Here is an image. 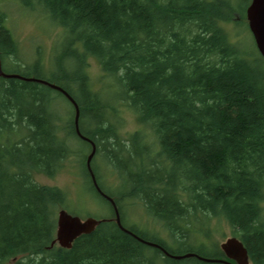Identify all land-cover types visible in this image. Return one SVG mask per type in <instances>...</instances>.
<instances>
[{"label": "trees", "instance_id": "trees-1", "mask_svg": "<svg viewBox=\"0 0 264 264\" xmlns=\"http://www.w3.org/2000/svg\"><path fill=\"white\" fill-rule=\"evenodd\" d=\"M249 2L36 0L65 34L47 76L37 60L26 67L18 63L17 44L0 11L3 72L45 80L74 100L78 131L95 145L90 167L96 182L94 162L101 154L105 166L118 172V184H128L115 194L97 182L116 204L121 225L171 255L225 259L188 245L174 250L123 225L119 199L139 201L172 242L187 238L192 218L222 217L250 263L264 264V59L241 57L221 27L234 14L245 15ZM10 56L15 71L6 65ZM86 57L99 62L137 123L151 130L152 143L141 144L147 152L134 150L143 140L139 133L121 139L107 119V105L83 70ZM57 98L70 108L65 127L90 150L76 135L74 108L61 93L36 82L0 78V264L17 258L15 264H214L170 259L104 218L69 249L51 246L54 207L66 210V197L36 184L32 173L52 176L69 153L58 136ZM84 161L89 190L113 213L93 188ZM176 235L182 237L176 240Z\"/></svg>", "mask_w": 264, "mask_h": 264}, {"label": "rangeland", "instance_id": "rangeland-1", "mask_svg": "<svg viewBox=\"0 0 264 264\" xmlns=\"http://www.w3.org/2000/svg\"><path fill=\"white\" fill-rule=\"evenodd\" d=\"M26 3L31 5L26 6L21 0H0V11L5 14V26L17 44L18 63L22 67H26L37 60L43 70V75L47 76L52 68V60L56 56L59 57V45L64 38V30L45 14L36 0H27ZM221 27L241 57L248 61L264 59L255 48L245 15L234 14L231 19L222 22ZM14 60L15 58L11 56L6 58L8 71H15L17 68L11 63ZM83 70L88 77L91 89L98 93L102 101L106 103L107 119L114 124L113 126L121 139H127L132 134L139 133L143 140H139L136 145L152 143L151 130L137 123L135 114L124 100L122 91L111 77H107L102 72L99 62L93 57H86L83 61ZM69 109L65 102L57 98L54 106L58 117L56 126L58 136L65 141L69 148L68 155L59 163L57 171L52 176L33 172V180L38 185L62 191L66 197L67 208L65 211L70 215L77 216L81 220L88 216L95 219L113 220L114 215L110 207L89 190L88 181L82 173L83 159H86L89 150L84 153L86 146L75 140L68 128L65 127L70 118ZM71 118H73V113ZM94 164L97 182L100 186L115 194L128 187V184L125 186L118 184V172L105 166L101 154H97ZM119 204L121 205L123 225L134 227L160 239L174 250L188 245L199 248L202 252L223 256L219 248L220 244L227 238L233 237L231 229L222 217L199 215L190 220L186 241L178 240L176 235L178 241L172 242V237L165 226L150 217L139 201L119 199ZM61 209L59 206L54 207L55 217ZM55 247L58 245L55 244ZM17 259L4 261L2 264H15Z\"/></svg>", "mask_w": 264, "mask_h": 264}, {"label": "water", "instance_id": "water-1", "mask_svg": "<svg viewBox=\"0 0 264 264\" xmlns=\"http://www.w3.org/2000/svg\"><path fill=\"white\" fill-rule=\"evenodd\" d=\"M245 19L247 21L248 30L254 41L255 48L258 54L264 58V0H250L245 10ZM0 78H4V79L13 78V79H18L22 81L36 82V83H39L41 85H44L50 89H53L61 93L71 103V105L74 108L73 124H74V130H75L76 135L80 139L89 141L88 139L81 136V134L79 133L78 125H77V119H78L77 105L74 102V100L63 89L45 80H42V79H37L33 77H23L18 74L5 73L3 72L1 68V62H0ZM89 143L91 145V149H90L88 156L85 159V167H86L87 173L90 177L92 186L95 189V191L98 193V195H100V197L105 199L110 204L113 210V215H114L113 221L119 230H121L122 232L128 235L133 236L139 242L149 247H153V248H157L161 250L165 256L173 260H182L185 258H195L198 261H201L204 263L232 264L225 259L205 258V257H201L194 253H185L182 255H171L167 253L158 244L139 239L135 235H133L129 230L122 227V225L120 224L118 210L112 198H110L109 196H107L101 191V189L99 188L96 182L93 171L90 167L91 159L95 154V146L92 142L89 141ZM102 221H103L102 219H95L90 216L86 217L84 220H81L79 217L70 215L65 210L61 209L57 212V215H56L55 236H54L53 241L51 242V246H53L54 244H57L60 248L69 249L71 247L72 242L77 237L91 233L95 229V227ZM219 248L222 251L225 258L230 261L235 262V264H250L245 248L243 247L242 243L236 237L227 238L223 243L220 244Z\"/></svg>", "mask_w": 264, "mask_h": 264}, {"label": "bare ground", "instance_id": "bare-ground-1", "mask_svg": "<svg viewBox=\"0 0 264 264\" xmlns=\"http://www.w3.org/2000/svg\"><path fill=\"white\" fill-rule=\"evenodd\" d=\"M1 62V61H0ZM77 122H78V119H77ZM75 131V130H74ZM81 134V133H80ZM81 136H82V134H81ZM84 137V136H83ZM85 138V137H84ZM87 139V138H86ZM83 140V139H82ZM89 140V139H88ZM83 141H85V140H83ZM90 141V140H89ZM89 141H85V142H87V144L90 146V149H91V145H90V143H89ZM90 142H92V141H90ZM93 143V142H92ZM95 146V145H94ZM88 149L86 148V150L84 151V153L87 151ZM134 150H136V151H141V152H143L144 153V151H146V148L143 146V145H138L137 147H134ZM89 152H90V150H89ZM147 152V151H146ZM89 154V153H88ZM88 154H87V156H88ZM86 156V157H87ZM107 195V194H106ZM108 196V195H107ZM110 197V196H109ZM111 198V197H110ZM113 200V199H112ZM114 202V201H113ZM115 204V203H114ZM115 206H116V204H115ZM116 208H117V206H116ZM118 210V209H117ZM118 214H119V212H118ZM119 218H120V215H119ZM120 224H121V220H120ZM123 227V226H122ZM130 227V226H129ZM126 229V228H125ZM128 230V229H127ZM131 232V231H130ZM132 233V232H131ZM133 234V233H132ZM133 235H135V234H133ZM131 236V235H130ZM136 236V235H135ZM133 237V236H132ZM137 237V236H136ZM179 238H181L182 236H178ZM138 238V237H137ZM136 239V238H135ZM140 239V238H139ZM181 241H186V237L184 238V240H181Z\"/></svg>", "mask_w": 264, "mask_h": 264}, {"label": "flooded vegetation", "instance_id": "flooded-vegetation-1", "mask_svg": "<svg viewBox=\"0 0 264 264\" xmlns=\"http://www.w3.org/2000/svg\"><path fill=\"white\" fill-rule=\"evenodd\" d=\"M232 264H235V262L231 261Z\"/></svg>", "mask_w": 264, "mask_h": 264}]
</instances>
